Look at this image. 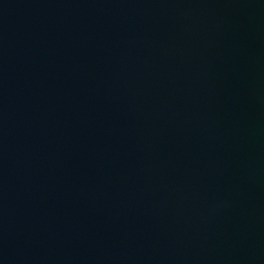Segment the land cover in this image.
Here are the masks:
<instances>
[{"label":"water","instance_id":"water-1","mask_svg":"<svg viewBox=\"0 0 264 264\" xmlns=\"http://www.w3.org/2000/svg\"><path fill=\"white\" fill-rule=\"evenodd\" d=\"M0 264H264V0H0Z\"/></svg>","mask_w":264,"mask_h":264}]
</instances>
